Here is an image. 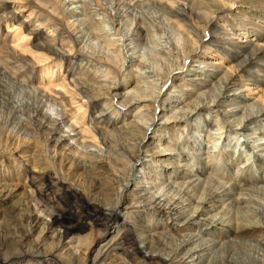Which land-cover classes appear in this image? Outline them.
Masks as SVG:
<instances>
[{"label":"bare ground","instance_id":"1","mask_svg":"<svg viewBox=\"0 0 264 264\" xmlns=\"http://www.w3.org/2000/svg\"><path fill=\"white\" fill-rule=\"evenodd\" d=\"M112 2H114L113 4L116 7L122 6L123 9H142L151 6L156 9V12L158 11L161 20L166 22V27L170 25L169 27L176 30L177 40L175 42L172 40L174 36L172 39L168 37L160 38L162 29L160 28V22H158V27H155L159 33L155 41L161 46V54L169 53L176 56L174 62L176 67L171 69L169 66L170 69L166 73L167 75L165 74V78L160 77L162 79H159V76L157 77L161 82L158 94H156L158 88L152 89L147 95L146 92L138 93L139 89L137 90L136 87L128 91H126L127 87L117 89L118 84L114 83L107 87L106 96L98 93L99 97L95 99L92 92L90 95V91L93 90L87 84L88 82L77 81L75 79L76 76L73 77V75H71V79L66 80L67 76H70L71 65L69 63L71 58L69 56L71 51L66 52L62 49V38L52 36L56 32L54 29L46 34L48 40L41 46L30 49L27 45L25 50L33 59H36V56L41 59L42 56L40 55L44 54L43 51L60 56L66 54L67 57L62 59L57 65L45 68L40 78L42 76V79H45V77L48 80L52 79V76L57 72L56 76L60 82L58 84L54 83V85L63 91V97L64 94H69L72 97L70 100L75 101V97L79 94V100L76 102L77 106L74 112L70 114L72 123L80 125L81 128L74 135L75 137L79 135L83 141L86 138L85 136H88L87 138L92 143L94 142L98 147H102L105 151V161L95 159L99 157L96 153L97 150L101 153L102 149L94 150V152L89 150L90 152L88 151L84 155L90 157V160L95 157L93 162L88 161L90 164L87 165L86 163H81L82 161L78 158L75 159V163L71 164V167L73 166V170L81 171L80 176H82V179L86 175L94 177L97 173V175L102 174L103 178L109 183L107 181V183L104 182L99 196L97 195L105 198L103 202L94 198L89 199L87 203L89 206H82L73 213H67L69 210H61V213H50L45 219L39 217L36 211L31 210L30 214H27L31 227L30 229L27 228L29 230L28 233L20 236L19 239H25L36 228L40 227L39 234L34 240L35 244L25 250L15 249L14 253L6 254L3 259L0 258V264H14L26 261V259H30L34 264H72L71 260L74 262L77 257L80 258L82 264H104V262L100 261L103 258L104 249L109 250V254H106V250L104 258L106 256H109V259L110 257H116L120 251H124L125 247L130 244V242L127 244L130 239L123 237L125 232L127 234L130 231L133 233L131 241L135 242L131 245V249L135 247L133 252L136 255L143 254V262L149 260L151 264H264V257L260 258L259 253L255 251L256 255L246 253L249 245L263 247L264 249V214L256 216L255 219V217L251 218L252 215L249 216L250 212L247 210L249 214L245 217L242 216V218L238 217L240 219L235 224L232 221V214L231 218H229L230 209H244L243 211H245V209L251 208L250 200L253 194L256 191H264V166L262 164L264 154L262 156L258 155L250 148L248 142L241 141L243 142L242 145L239 143L241 149L245 146L247 152H249L243 162L235 165L239 166L238 168L240 169H244L241 172L242 176L237 181L235 180L236 182L231 184L230 187L221 186L216 190H210L203 186L206 182L205 180L209 179V177H206L210 176V173L208 175L207 172L209 169L202 167V164L201 167L194 169L193 165L185 162L187 157L184 152L176 150V143L174 142V146H172L173 143L172 145L168 143V138H166L168 130L174 129L176 132L180 127L182 128L184 123L194 121L202 124L203 120L205 126L209 127L212 123H210L211 121H206V114L213 113L214 115V113H217L222 118L232 119V122H228L227 126L231 129L229 132H232L234 137H242L244 134L247 139L252 140V143H257L258 141L260 142V139H264V131L262 129L264 123V0H131L132 5L119 4L117 0H111ZM232 7H235V14L232 13L231 19L225 12H229L226 10ZM13 9H17V7H10L7 3H0L2 15L8 11L13 16V18H4L7 25L10 24L9 22L12 19H17L20 21L19 27L23 26L28 36H32L33 40H36V36L39 38V34L42 32L40 23L36 21L34 24L29 21L30 14L27 16L21 13L20 15L14 14ZM23 18L25 21H23ZM11 27H13V24H10L7 28ZM17 31L16 38L13 36L15 38H13V41H24L25 38L20 32V28ZM138 31L139 34L142 33L141 27H138ZM238 34H241V37ZM237 35L240 40L234 38ZM122 36H124L123 33ZM56 41L60 43L56 45ZM153 41L145 42L147 46H150ZM20 46L26 45L20 44ZM192 58L193 63L198 62V66H195L194 70H186L187 62ZM198 58L200 59L197 60ZM72 60L75 61L74 58ZM95 60L101 62L98 58ZM140 67L144 70L143 66ZM161 71H164V69ZM184 71L191 74H188L187 78H181L187 83L186 86L193 88V90H187L191 96L196 97L194 94L199 92L197 95L199 98L198 102L184 104V100L178 102L174 99V102L169 101L167 103L171 106V109L164 110V107L162 109L160 107V92L164 90L168 82H172L177 75L180 76ZM221 73L222 75H220ZM147 74H152V71L151 73L147 72ZM7 79L9 78L7 77ZM7 81L4 82L9 84ZM82 83L85 87L82 88L81 85V89L78 84ZM7 85L5 84L6 87ZM153 85L158 87L157 83ZM86 86L90 88V91ZM177 87L180 86L177 85ZM194 89L196 92H193ZM206 93L210 95L207 96ZM43 95L41 96L43 97ZM42 97L41 99H43ZM204 97H208V101H204ZM104 98L107 99L105 102H112L110 105L107 104L109 105L108 108L100 107L99 103ZM62 99L60 101L61 105ZM150 101L156 104L157 107L153 105L154 108L150 109ZM87 103H90L91 107H86L85 104ZM220 108L229 109L220 110ZM132 110L134 114L132 119H125L127 113L132 112ZM76 112H79L81 117L75 116ZM86 112L89 113L90 117L87 124L83 121ZM37 114L39 116V120H37L38 129L47 133L48 141L53 149H57V152H72L74 150L76 153L77 148L71 143L69 144L72 137L70 133L64 131L65 126L63 127L62 122L44 112H38ZM72 123L69 127L71 129L74 127ZM253 125L255 126L252 127ZM222 128L221 130H223ZM71 131L74 132L76 129ZM257 132H259L260 137H258L260 139L257 137ZM230 137L232 136H226L225 140ZM238 139L237 137V142L240 140ZM232 141H229V144ZM22 147L24 146L19 145L13 150L15 153H19ZM258 148L260 149L259 151L264 152L263 143L259 144ZM35 150L37 149L31 150V153H25L27 154L25 157L33 165L39 161L37 159L38 153ZM234 151H236V147ZM237 153L238 157L242 155L240 150ZM232 155H234V152ZM251 158L256 164L254 166L262 174L259 177H255L252 172L253 168H251L252 165L249 162ZM183 162L185 163L183 164ZM38 164L40 165V163ZM139 165L140 167L137 168ZM144 167L149 172L145 173ZM40 170L39 173L43 175L42 177H47L44 173L48 170L44 168H40ZM65 178L68 179L69 177L66 176ZM52 179L54 183L55 181L63 182L58 179V172H54ZM145 180L151 181L146 182ZM86 189L88 190V188ZM82 190L77 188L72 193L63 192L60 197H64L66 203L73 204L75 202L69 198H74L75 200L78 193L84 194ZM27 193L20 191L17 185L9 183L0 185V205L6 202L9 203V207L0 209V228L5 226L3 223L5 210L14 209L15 206L20 205H25L27 208L31 207L25 201L29 197ZM84 196L86 195L84 194ZM108 197H114L113 202H110L111 199L108 200ZM67 207H70V205H67ZM133 209L137 210L134 211ZM23 210L25 211V209ZM72 214H74L73 217H71ZM44 216L46 217V215ZM153 217H156V219L149 220ZM129 219L133 220L131 224L127 223ZM71 220L74 222L72 223ZM148 220L151 223H148ZM146 221L147 225L144 223ZM95 226L103 228V231L108 236L115 234L111 239L101 243L100 250H97L92 260V258L88 259L86 255L78 252L77 244H80L83 239L79 241L76 237L77 239L74 240L73 236L76 235L77 231L79 232L86 228L91 229ZM62 229L63 231H61ZM122 229L125 232L121 237L117 238ZM17 230L15 231L17 232ZM50 234H54L55 244H52V247L49 250L47 249V251L46 248L48 246H45V241ZM118 240L122 242L118 243ZM75 243L76 245H74ZM90 246L91 244H88L87 248ZM65 248L69 251L67 257H71L70 261L62 258V252ZM75 264L77 263L75 262Z\"/></svg>","mask_w":264,"mask_h":264},{"label":"rangeland","instance_id":"2","mask_svg":"<svg viewBox=\"0 0 264 264\" xmlns=\"http://www.w3.org/2000/svg\"><path fill=\"white\" fill-rule=\"evenodd\" d=\"M106 2L105 0H12V1L0 0V3H7L8 5H10V7L16 6L17 9H13V11L15 12L14 14L16 15L17 14L20 15L21 13L24 16H27L30 14L29 21H32L34 24L37 21L38 23H40L42 29V32H40L39 34V38L36 36V40H33L32 36H28L26 34V31L23 26L19 27L20 21L17 19H12L9 22L10 24H13V27L8 29L7 27L10 24L7 25V22L4 21V18L5 19L13 18V16L8 11H6L4 15H2V13L0 12V76H1L0 95H2L0 96V149H1L0 150V183H1L0 185H2V183L3 184L9 183L12 185L19 186L20 191H22L23 193L28 192L27 194L29 195V197H27L28 200L26 199L25 201L26 203H28L29 206H31L27 208L25 205H20V206H15L14 207L15 210L14 209L5 210V216H4L5 218L3 217V223L5 226L2 225L3 227L0 228L1 230L0 258L1 259H3L6 256V254L8 255V253L12 254L16 250H23V249L25 250L28 247H32L35 244L34 240L37 238L39 234L40 227L36 228L34 232L26 236L25 239L23 240L19 239L20 236L27 234L29 231L28 229H30L31 227V222L28 217L31 210H34V212L36 211V214L39 217L47 219V216L50 215V213L51 214L61 213L62 212L61 210H69V212L67 213H73L75 210H79L82 206L88 205L87 203L89 199L94 198L101 202H103L105 199L104 197H98L99 192H101L103 188L104 182L107 181L103 178L102 174L97 175L96 173L97 175V176L95 175L96 178L95 176L93 177L92 175L91 176L86 175L82 179V176H80L81 171L73 170L72 168L73 166L71 167V164L75 163L76 162L75 159L78 158L80 159V161H82L81 163H86L87 165L90 164V162H93L95 159L96 160L102 159L103 161H105L104 158L105 151L103 150L102 147H98L96 143L94 144V142L92 143V141L89 138H87L88 136H85L86 138H84L83 141V139H81L79 135H76V137L74 135L81 128L80 125H74L72 123V120H70V114L71 112H74L77 106L76 102L79 100V94L77 93L78 95L75 97V101L70 100V98L72 97H70L69 94L66 95L64 94L63 97L62 94L63 91L60 88L55 87L54 85V83L58 84L60 82L56 76L57 72H55L54 76H52V79L48 80L45 77L46 79L45 80L42 79V76L40 78V75L43 74L45 68L48 67L50 68L57 65L62 59L67 57L66 54H62L60 56V55L50 54L48 51H43L44 54L40 55L42 56L41 59H38L37 56L36 59H33L32 56L25 50L27 45L30 49H35L36 47L41 46L44 42L48 40L46 34L49 33L52 29H54L56 32H54L55 35L52 36L62 38V49L66 52L71 51L69 56L71 58L69 63V65H71L70 66L71 69L69 71L70 76L66 75L68 78V79L66 78V80L71 79V75H73V77L76 76L75 79L77 81L81 80L83 83L88 82L87 84L90 85L93 91H90V88H88L87 86L86 88H88V90L90 91V95L92 92L93 97H95V99L99 97L100 93L106 96L105 93L107 91V87L114 83L118 84L117 89L127 87L128 89L126 91H128L133 87H136L137 90L139 89L138 93L146 92L147 95L148 92L151 91L152 89L155 90L156 88H158V91L156 93L158 94L160 87L159 85L161 83L159 79L165 78V76L167 75L166 73H168L170 67L171 69L176 67V64L174 63L176 56L169 53L165 55L161 54L160 53L161 46L157 41H155V39L159 33L157 32L158 29H156V27H158L157 26L158 22H160V28L162 29V33H160L161 36L160 38L168 37L172 39L174 36L172 40L175 42V40H177L176 39L177 32L172 27H169L170 25L169 26L167 25L166 27V22L161 20V17L159 16L158 11L156 12L155 8L150 6L142 9L140 8L123 9L122 6L116 7L113 4L114 2L111 3V0H106ZM117 3L132 5L131 0H117ZM226 11H229L225 13L227 16H229V18L232 19V13L235 12V7H232L231 9ZM23 21H25L24 18ZM138 27H141L142 30L141 34H139V31L137 32ZM19 28L25 40L13 41L16 38L15 36ZM122 33L124 34V36H122ZM238 35L241 37V34ZM238 35L234 37L236 40H240L238 39ZM149 40H154V41L152 45L148 43V45L150 46H147L146 42L147 41L149 42ZM55 43L56 45H58L60 42L57 43L56 41ZM20 44L21 45L25 44L26 46H20ZM167 56L170 57L168 58ZM72 58H74L75 61H73ZM97 58L100 59L101 62H97L95 60ZM199 59L200 58H198L197 60ZM192 60L193 58L188 61L189 63L187 62L186 70L187 69L194 70L196 68L195 66H198V62L193 63ZM138 65L143 66L144 70H142L141 67ZM163 69L164 71H161ZM151 71L152 74H147V72L151 73ZM185 71L184 73H181L180 76L177 75L172 82H168L164 90L160 92L159 95L160 104H161L160 107H162V109L163 107L165 108L164 110L171 109V106H169V104L167 103L169 101L174 102V99L178 102L184 100V104H188V103L191 104L198 102L199 98L197 97V95L199 94V92L194 94L196 95V97L195 96L193 97L187 91V90H193V88L191 86H186L187 83L183 81L184 80L183 78H187L186 76L188 74H191V73H186ZM220 75H222V73ZM152 76L154 77L152 78ZM158 76L159 79L157 78ZM7 77L10 80L7 79ZM3 80L5 82L6 81L9 82V84L5 83ZM128 81L130 82L128 83ZM83 83L78 84L80 85L79 86L80 88L81 85L82 88L85 87ZM156 83L158 84V87L153 85ZM5 84L6 85L8 84L7 87L5 86ZM177 85H179L180 87H177ZM3 87H5L6 89ZM23 91L24 93H22ZM193 92H196V90L194 89ZM57 93H60L62 96ZM41 95H43V97ZM206 95L209 96L210 94L208 95V93H206ZM33 96L35 98L36 97L38 98H36L35 100ZM45 96L47 99L45 98ZM41 97L43 99H41ZM207 98L208 97H204V101H208ZM61 99H62V105L60 104ZM41 100L44 102H42ZM106 100L107 99L105 98L102 99V101L99 103L100 107L108 108V106L112 102L111 101L109 103L105 102ZM48 101L50 102L51 105L49 104ZM153 105L157 107L156 104H153V102L150 101L149 108L150 109L154 108ZM171 105H175V104H171ZM85 106L91 107L90 103L85 104ZM222 109H229V108H222ZM222 109L220 108V110ZM38 112L40 113L44 112L47 113L50 117L59 119V121L62 122L63 127L65 126L64 131L70 133L72 137L73 141L70 140L69 144L71 143L73 146H75L78 152L76 151L75 153L74 150L72 152L71 151L57 152L58 151L57 149H53L52 145L48 141L47 133L38 129V124H37V120H39V116L37 114ZM133 115L134 114L132 110V112L127 113L125 119L127 118L128 120L129 118L132 119ZM75 116L81 117L79 112H76ZM84 116L85 117L83 121L86 122L87 124V122H89L88 120H90L89 113L86 112ZM206 121L207 122L211 121L210 123H212V125L209 127L205 126L203 120H202V124L200 122L192 121L190 123L189 122L184 123L182 128L180 127V129L178 128H177L178 130L176 129L177 130L176 132L174 129L168 130L166 134V138H168L167 142L170 143L171 145L173 143L172 146H174V142H175L176 150L178 149L179 151L184 152V154L187 157V158L185 157L187 160L185 162L188 163L189 165H193L194 169L201 167V164L202 167L209 169L207 170V172L208 175L210 173V176H206V177H209L210 180L209 179L205 180L206 184L204 183L203 185L204 187L210 190H216L221 186L222 187L224 186L226 188L230 187L231 184L236 182L237 179H239V177L242 176L241 172L244 171L243 168L240 169L238 168L239 166H235V165L240 162H243L247 158L246 155H249V152H247V148L243 146L241 149L240 145H242L243 142L246 141L248 142V145L250 146V148L253 149L254 152L262 156L264 152L259 151L260 149L259 148L257 149V147L259 144L262 143L264 144V139L259 138L260 137L259 132H257V137L259 136L258 138L260 139V142L258 141L257 143H252V140L247 139L246 135L244 134L242 137L239 136L234 137L233 133L229 132V130L231 129L229 128V126H227L228 125L227 123L228 122L231 123L232 119L227 120L225 118H222V116L218 115L217 113L216 114L214 113V115L213 113L206 114ZM71 123L72 125H74L72 129L69 128L71 126ZM255 125H253L252 127H254ZM221 128L223 130H221ZM75 129L76 131L70 132V130H75ZM262 129L264 131V123ZM226 136L228 137L232 136V137L228 139L226 138L227 140H225ZM237 137L240 139V140L238 139L240 142L239 141L237 142L236 140ZM79 139L81 140V142ZM229 141L232 142L229 144ZM16 145L24 146L22 147V149H20L19 153L18 152L15 153L13 150V148L17 147ZM235 147H236V151H234ZM34 149H37L35 151H37L38 153L37 159H39L38 163H40V165L38 163H35V165H33L32 162H30L28 158L25 157L27 155L25 153L28 152L31 153V150ZM97 149L100 150L102 149L101 153L100 151L98 152ZM26 150L27 152H25ZM89 150L91 152L97 150L96 153L98 154L97 156L99 157L97 158L93 157L90 160V157H86V155H84ZM238 150H240L242 154L240 157L237 156ZM50 152L53 157L51 156ZM233 152L234 155H232ZM88 161L90 162L88 163ZM185 162H183V164ZM249 162L252 165L250 166L251 168H253L252 172L254 176L255 177L261 176L262 174L257 170V167H255L256 164L254 163L253 158H251ZM262 162L264 166V158ZM47 165L48 167H46ZM69 166L71 170L69 169ZM139 167L140 165L137 168ZM40 168H44L48 170L46 173H44L46 174L47 177H42L43 175L39 173V171H41ZM143 170L145 171V173L149 172V170L146 169L145 167ZM54 172H58V179H61L63 181L62 183L56 181L54 183V180L52 179ZM69 174L70 176L72 174L71 178ZM66 176L69 178L68 179L65 178ZM89 177L92 180H90ZM145 181L150 182L151 180H145ZM207 182L210 184L208 185ZM215 184L219 186L217 187ZM77 188L79 190L83 189L82 191L86 196H84V194L78 193V196L76 197L75 200L74 198H69L71 201L73 200V202L75 203L73 204L66 203L65 198L60 197L63 192L72 193ZM86 188H88V190ZM259 192L261 191L258 192L256 191L251 197L250 201L252 205L251 207L252 210L251 208L245 209V211H243L244 209L235 210L234 208L233 210L232 209L229 210V216H230L229 218H231V214H232L233 215L232 221L234 222V224L238 219L242 218V216L245 217L247 214H249V212H250L249 216L252 215L251 218L255 217V219L256 216H262L261 214H264V193H263L264 191H262L258 195ZM108 198H109L108 200L111 199L110 202H113L114 197H108ZM28 201L31 202L29 203ZM67 205H70V207H67ZM3 207H9V203L6 202L1 204L0 209ZM23 209H25V211ZM133 210L136 211L137 209L136 210L133 209ZM247 210H249V212H247ZM250 210L254 212H251ZM256 212L258 213L257 215ZM44 215H46V217ZM73 216L74 214H72L71 217ZM155 219L156 217H153L150 218L149 220H155ZM130 220L131 219H129L127 223L131 224L133 220L131 221ZM149 220L148 223L149 222L151 223V221ZM28 222L30 223V225ZM71 222L73 223L74 221L71 220ZM144 223L145 225H147V221ZM6 225L9 226L10 229L7 230V228L9 227H7ZM20 228L21 229L23 228L25 231L23 229L22 231ZM15 230H17V232ZM61 231H63V229ZM124 232L125 230L122 229L120 234L117 236V238L121 237V235ZM14 233L18 236V238ZM75 234L76 235L73 236V238H75L74 240H76L77 238L79 241L83 239L80 241V244H77L78 252L81 253L82 255L83 254L86 255L88 259L92 258L93 260L94 256L97 253V250H100L101 248V243L105 240L111 239V237L114 236L115 233L112 235L110 234L108 236L103 231V228L99 226H95L94 228L91 229L90 228L82 229V231L79 232L77 231V233ZM50 235L51 237H49ZM50 235L47 237L48 239L46 238L45 241L46 244L45 246H48L46 250L47 249L49 250L52 247V244H55L54 234H50ZM123 237L130 239V241L127 242V244H129L130 242V244L127 245V247H125L124 251H120L116 257L114 258L110 257L109 259V256H106V258H104L105 252L107 250L104 249L103 258L100 259V261L104 262V264H116V263L117 264H148V263L151 264V261L149 260L143 262V254L136 255L135 252H133L135 251L134 250L135 247L132 246L133 248L131 249V245L135 243L133 242V240L131 241V238H133V233L131 231L127 232V234L125 232ZM121 242L120 240H118V243ZM88 244L89 245L91 244L89 248H87ZM74 245H76V243ZM247 248L248 249L246 250V253L248 252V254H253V255L259 253L260 258L264 257V252H262L264 251L263 247L249 245ZM66 251L67 250L65 248V250H63L62 252V258L63 260L70 261L71 257L70 258L67 257V253H69V251L67 252ZM107 252L106 254H109V250H107ZM75 260L76 261L74 262L73 260H71L72 264H75V262L77 264H82L80 258L77 257ZM30 262L31 264H34L32 261H30V259H26V261L24 260L14 264H30ZM49 264H54V263H49Z\"/></svg>","mask_w":264,"mask_h":264}]
</instances>
